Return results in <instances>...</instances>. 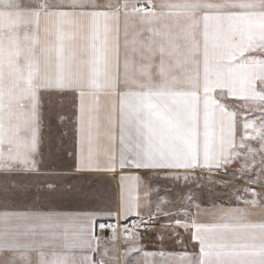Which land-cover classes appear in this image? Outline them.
I'll return each instance as SVG.
<instances>
[{
  "label": "snow or ice",
  "instance_id": "6c2138e0",
  "mask_svg": "<svg viewBox=\"0 0 264 264\" xmlns=\"http://www.w3.org/2000/svg\"><path fill=\"white\" fill-rule=\"evenodd\" d=\"M64 99L76 109L70 170L44 134L66 119L56 111ZM117 168L136 174L120 176L115 212L99 189L67 179ZM228 176L260 191L245 187L237 206L203 213L198 203L183 211L191 193L180 211L159 197L140 212L159 191L153 180L228 186ZM88 199L91 210L64 208ZM97 227L123 237V258L82 254L100 252ZM180 230L198 252L144 256L264 264V0H0V264H139L128 257L146 234L163 244Z\"/></svg>",
  "mask_w": 264,
  "mask_h": 264
},
{
  "label": "crops",
  "instance_id": "0c3cea01",
  "mask_svg": "<svg viewBox=\"0 0 264 264\" xmlns=\"http://www.w3.org/2000/svg\"><path fill=\"white\" fill-rule=\"evenodd\" d=\"M98 2L107 3L109 0H98ZM128 2L129 4H135L137 7H144V0H128ZM154 2H158V0H154ZM56 111L62 112L66 116V119L62 122H54L51 130L45 128L44 134L46 136H51L53 145L59 150L58 155L62 158L65 169L70 170L69 166L75 163V161L73 160L72 156H65V154L74 153L77 149L74 116L76 109L73 106L72 100L64 99L60 102V104L56 105ZM134 174H136V170L134 169L121 170L117 168L116 173H92L87 171L72 173L67 177V179L84 190H88L89 188L99 189L100 196L97 202L101 203V205L105 208L113 209V212H115L119 199L120 176ZM140 174L143 175L142 172ZM202 175L207 176L208 173H203ZM163 185H169L172 188V191H169L163 187ZM213 185V183H208L206 180H201L189 185H172L170 181L153 180L152 186L159 187V191L152 193L149 199L152 200L153 203L147 206L142 205L140 212L142 215H146L147 212L154 211L156 203L160 202L158 199L159 197H167L169 200H178L179 202L172 206V210L180 211L182 205L186 203L182 197L189 193L193 195L194 203L191 207L184 208L183 211L190 213H196L197 209L195 204L197 203L200 204L201 213H203L205 209L212 207L213 203L223 206L224 208L235 207L238 205V201L235 199V196L241 193H233L230 190L224 189V185H221V188L220 186ZM177 189H179V197L176 194ZM247 198L251 197L247 196ZM94 206V202L91 199L64 203V208L68 211L91 210L94 208ZM239 206L242 207L243 204L241 203ZM165 207L168 206L165 205ZM131 218H134V216L129 217V219ZM200 219H205V217L201 215ZM105 220L116 219L113 216L112 219H101L97 220L96 223L98 225ZM180 233L181 234L179 237L173 235L164 241L163 244L155 239V233L146 234L144 240L140 242V244L143 246V252H165V250L167 251L165 253H169L171 251H173V253L198 252V242L192 239L188 233L183 232V230H180ZM95 234L101 238L100 252L93 253L90 249H84L82 250V254L93 255L95 258H99L100 253L104 252L105 248H107L109 256H111L114 251H118L119 255L123 258V253L128 247V245L124 243L123 237H120L116 241H112V233L103 235L99 232L98 227L95 230ZM179 239L183 240V246L177 242ZM131 258H133V253L128 257V259Z\"/></svg>",
  "mask_w": 264,
  "mask_h": 264
},
{
  "label": "rangeland",
  "instance_id": "374dc122",
  "mask_svg": "<svg viewBox=\"0 0 264 264\" xmlns=\"http://www.w3.org/2000/svg\"><path fill=\"white\" fill-rule=\"evenodd\" d=\"M259 123V121H257ZM254 143V142H253ZM246 176H254V173H245ZM227 179L232 181V184L228 185V186H223L224 189L230 190L233 193H241V190L245 187H250L252 189V191H260V184H246L245 180L240 179V178H236V177H232V176H228ZM234 185V186H233ZM213 186H220L221 185H217L214 184ZM247 196L251 197V192L247 193ZM165 252H167L165 250ZM144 252H139V253H133V258H135L139 264H145V262H148V264H156L158 263V260L161 259L159 256H149V257H145ZM152 253H158V251L156 252H152ZM169 253H173V251L169 252ZM129 259L130 261L133 259Z\"/></svg>",
  "mask_w": 264,
  "mask_h": 264
},
{
  "label": "built area",
  "instance_id": "2783aa9c",
  "mask_svg": "<svg viewBox=\"0 0 264 264\" xmlns=\"http://www.w3.org/2000/svg\"><path fill=\"white\" fill-rule=\"evenodd\" d=\"M134 219H136V218H135V217H134V218H131V219H129L128 221L120 220V221H119V224H120L121 226H122L124 223H129V224H130V222H131L132 220H134ZM101 223L116 224L117 221H116V220H105V221H102ZM99 232L102 233L103 235H107V234L111 233V230L108 229V228H105V229L103 230V232H101L100 230H99Z\"/></svg>",
  "mask_w": 264,
  "mask_h": 264
}]
</instances>
